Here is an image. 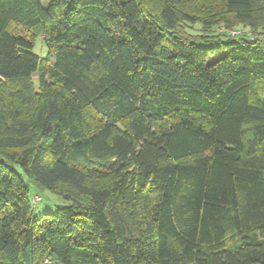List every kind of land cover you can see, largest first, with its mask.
I'll return each instance as SVG.
<instances>
[{
    "label": "trees",
    "instance_id": "1",
    "mask_svg": "<svg viewBox=\"0 0 264 264\" xmlns=\"http://www.w3.org/2000/svg\"><path fill=\"white\" fill-rule=\"evenodd\" d=\"M261 35L264 0H0V264H264Z\"/></svg>",
    "mask_w": 264,
    "mask_h": 264
},
{
    "label": "rangeland",
    "instance_id": "2",
    "mask_svg": "<svg viewBox=\"0 0 264 264\" xmlns=\"http://www.w3.org/2000/svg\"><path fill=\"white\" fill-rule=\"evenodd\" d=\"M42 1L44 3H46L48 0H42ZM238 28L243 29L242 34H245V33L249 34L248 29H244L243 27H238ZM189 30L194 35L202 33L200 25H195L192 28H190ZM222 32L227 33L226 29L223 26L214 27L211 30V34H215V35L221 34ZM41 37L45 38V35H42ZM258 39L264 41V36L261 35ZM34 51L37 54H39L40 56H46V54L48 52V48H47V46L44 45V43L41 40H38L36 42L35 47H34ZM219 55H221V53L217 54L214 57H211L210 61L215 60L217 57H219ZM33 79H34L36 86H37L38 75L36 74L33 77ZM33 192H34V189H33ZM37 195L41 197V199L37 202L36 207H35V212L38 215H41V214L46 213V212H52V213L56 212L59 207L67 205V202L63 197H61L55 193H52L51 191L47 190L45 192H41V194L38 193Z\"/></svg>",
    "mask_w": 264,
    "mask_h": 264
},
{
    "label": "built area",
    "instance_id": "3",
    "mask_svg": "<svg viewBox=\"0 0 264 264\" xmlns=\"http://www.w3.org/2000/svg\"><path fill=\"white\" fill-rule=\"evenodd\" d=\"M226 31L232 37H238L243 33V29H241V28H235V29H230V30H226ZM40 199H41L40 196H38V195L34 196V199H33L34 205H36ZM43 264H57V263L50 258H46L44 260Z\"/></svg>",
    "mask_w": 264,
    "mask_h": 264
}]
</instances>
